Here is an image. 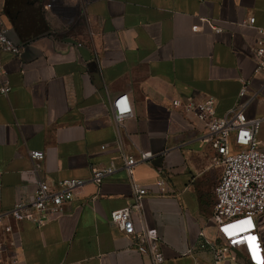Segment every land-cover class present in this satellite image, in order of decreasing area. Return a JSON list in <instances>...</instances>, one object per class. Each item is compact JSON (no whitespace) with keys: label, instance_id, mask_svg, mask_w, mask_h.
<instances>
[{"label":"crops","instance_id":"crops-1","mask_svg":"<svg viewBox=\"0 0 264 264\" xmlns=\"http://www.w3.org/2000/svg\"><path fill=\"white\" fill-rule=\"evenodd\" d=\"M251 16L255 24L245 25ZM0 19L23 46L20 55L0 51L12 85L0 93V213L26 200L38 180L54 187L89 180L94 166L117 167L100 184L87 181L45 225L5 220L13 231L0 226V264H153L111 222L112 211L133 201L124 157L141 152L151 156L135 166L134 180L149 190L142 216L161 238L162 264H215L199 243L202 233L218 237L210 217L223 166L203 124L172 101L214 98L219 117L232 108L264 114L255 58L264 0H0ZM123 93L134 116L119 126L112 99ZM30 150L45 152L37 172ZM256 221L264 245V213ZM221 264L250 262L239 247Z\"/></svg>","mask_w":264,"mask_h":264},{"label":"built area","instance_id":"built-area-1","mask_svg":"<svg viewBox=\"0 0 264 264\" xmlns=\"http://www.w3.org/2000/svg\"><path fill=\"white\" fill-rule=\"evenodd\" d=\"M88 1V0H85ZM51 3L48 4L51 7ZM255 17L244 21L245 25H254ZM202 21L215 30L221 32L222 27L215 25L209 18ZM200 24L193 26V31H199ZM259 36L255 49V58L259 68L264 69V27H258ZM22 43L10 35V28L0 19V51L20 55ZM12 90L10 79L0 64V93L7 96ZM246 86L241 89L245 94ZM126 99V110L121 111V101ZM174 108L182 107L186 114H190L201 122L205 132L203 139L210 143L216 151L215 161L223 166V173L215 187V204L211 221L217 228L218 237L210 241L201 235L199 248L209 249L214 256L215 264H221L231 256L234 248L243 247L250 264H264V245L257 228V216L264 213V140L260 138L264 127V114L256 118H248L238 108H232L228 113L219 117L216 113V101L208 98L203 101L182 102L180 99L172 101ZM112 109L116 122L124 126L127 119L134 116V110L128 93L118 94L112 99ZM105 147V146H103ZM33 170L37 172L45 159L42 150H30ZM149 152H141V156L125 155L124 167L133 180V201L131 204L111 212V222L118 225L125 235L134 240L139 253L148 255L153 264H162L165 257L162 251L161 238L158 232L147 227L143 221V197L149 190L134 180L135 166L147 160ZM116 166L92 168L89 180L84 178H66L52 187L45 180H38L37 187L24 200H17L14 206L0 213V226H5L7 232L13 231V225L5 222L13 219L15 222L30 221L38 226L45 225L64 211L67 202L73 200L76 191L87 181L100 184L102 180L115 172ZM0 172V185H1ZM160 192H167V181L157 182ZM134 213L140 215L142 228L137 230ZM254 238V239H252ZM9 245H14L10 241ZM6 249V244L0 240V253ZM194 249H190L192 252Z\"/></svg>","mask_w":264,"mask_h":264},{"label":"snow or ice","instance_id":"snow-or-ice-1","mask_svg":"<svg viewBox=\"0 0 264 264\" xmlns=\"http://www.w3.org/2000/svg\"><path fill=\"white\" fill-rule=\"evenodd\" d=\"M120 103H121V111H125L126 110V107H127V105H126V99L125 100H122ZM252 239H254V238H252Z\"/></svg>","mask_w":264,"mask_h":264}]
</instances>
